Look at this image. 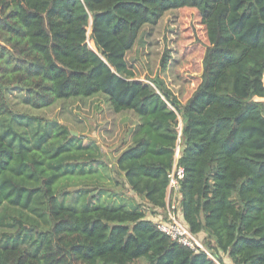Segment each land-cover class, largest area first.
<instances>
[{
  "label": "trees",
  "instance_id": "trees-1",
  "mask_svg": "<svg viewBox=\"0 0 264 264\" xmlns=\"http://www.w3.org/2000/svg\"><path fill=\"white\" fill-rule=\"evenodd\" d=\"M170 10L179 11L176 68L191 69L193 43L205 46L200 82L184 81L185 100L161 78L137 79L128 62L143 28ZM171 58L167 51L162 69ZM14 91L32 109L104 94L115 112L133 111L140 123L116 170L153 209L167 206L180 139L190 231L207 234L232 264H264V0H0V126L11 120L0 133V264H218L138 206L102 192L61 199L62 181L105 166L100 149L17 114ZM25 117L38 122L33 135L15 126Z\"/></svg>",
  "mask_w": 264,
  "mask_h": 264
},
{
  "label": "rangeland",
  "instance_id": "rangeland-1",
  "mask_svg": "<svg viewBox=\"0 0 264 264\" xmlns=\"http://www.w3.org/2000/svg\"><path fill=\"white\" fill-rule=\"evenodd\" d=\"M179 28V11L170 10L166 12L157 25H147L143 28L140 40L128 53V62L135 71L137 79L154 83L155 78H161L175 96L185 100L187 95L182 93L184 81L191 79L193 87H196L200 82L201 59L205 46L199 42H194V46H198L200 52L192 60L193 67L178 70L176 65L180 60V51L177 45ZM88 44L96 50L91 39V25L88 27ZM167 51L172 54V58L168 68L164 70L162 69V59ZM178 72L182 74V79L177 76ZM10 100L17 114L34 115L37 118L43 117L44 121L39 123L44 124V127L51 133L57 125H63L77 137L82 138L83 144L93 143L100 149L99 161L105 166L98 164V170L90 175L62 181L57 190L61 199L69 200L70 196H75V200H77L78 193L81 192H91L90 194L102 192L104 197L102 198L106 199L107 202L124 204L127 207L138 206L141 210L146 211L151 219L155 218L154 214L166 216V210L153 209L144 199L128 189L123 183V177L116 170L118 156L132 143L134 130L138 128L140 123L139 117L133 111L115 112L104 94H97L88 98L76 97L59 100L45 109L30 108L24 102V93L19 91L12 92ZM23 120V126L15 125L17 130L19 132L27 130L33 135L38 122L28 117ZM10 124V117H4L0 126V133L5 134ZM181 125L182 121L180 120L179 132H181ZM31 135L32 143L36 145V136L32 137ZM178 145L176 153L179 157L182 149L180 139ZM106 194L108 195L106 196ZM173 199L171 201H174ZM82 202L83 198L81 197L79 204ZM195 238L202 248L215 256L213 252L217 250L213 249V242L207 234L202 233ZM218 253L221 255L223 263L227 264V256L223 252Z\"/></svg>",
  "mask_w": 264,
  "mask_h": 264
},
{
  "label": "built area",
  "instance_id": "built-area-1",
  "mask_svg": "<svg viewBox=\"0 0 264 264\" xmlns=\"http://www.w3.org/2000/svg\"><path fill=\"white\" fill-rule=\"evenodd\" d=\"M179 157L176 153V161L169 173L170 183L167 191V206L165 208L167 214L166 216L157 214L153 220L158 228L173 240L190 247L195 252L204 251L216 263L221 264L217 257L202 248L195 238V234L190 231L189 226L182 218L180 180L184 177V168L178 162ZM172 198H174V201H171ZM160 211L162 210L160 209Z\"/></svg>",
  "mask_w": 264,
  "mask_h": 264
},
{
  "label": "crops",
  "instance_id": "crops-1",
  "mask_svg": "<svg viewBox=\"0 0 264 264\" xmlns=\"http://www.w3.org/2000/svg\"><path fill=\"white\" fill-rule=\"evenodd\" d=\"M154 215L156 216V214H154ZM195 236H197V235H195ZM227 264H232V263L227 259Z\"/></svg>",
  "mask_w": 264,
  "mask_h": 264
}]
</instances>
